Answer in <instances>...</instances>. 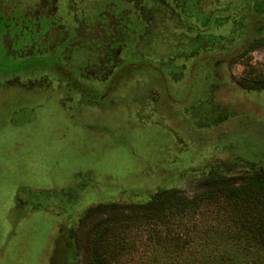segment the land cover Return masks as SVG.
<instances>
[{"label":"rangeland","instance_id":"rangeland-1","mask_svg":"<svg viewBox=\"0 0 264 264\" xmlns=\"http://www.w3.org/2000/svg\"><path fill=\"white\" fill-rule=\"evenodd\" d=\"M251 1L0 0V264H86L97 204L192 198L213 174L264 170V89L235 84L264 71V45L231 58ZM121 237L108 264H181L169 241L188 240L264 264V208L205 199Z\"/></svg>","mask_w":264,"mask_h":264},{"label":"trees","instance_id":"trees-1","mask_svg":"<svg viewBox=\"0 0 264 264\" xmlns=\"http://www.w3.org/2000/svg\"><path fill=\"white\" fill-rule=\"evenodd\" d=\"M222 178H209L208 188L192 198H188L179 193L175 188H165L155 191L144 204H97L92 210L103 213L97 221L92 223L85 238L84 259L86 264H108L109 258L120 254L126 246V241L121 237L124 230L132 225L155 224L162 221L168 215L190 211L198 206L205 199L224 198L235 201H248L250 204L264 208V172L251 174L243 179V182L237 185L225 184ZM210 187V188H209ZM248 238H253L255 227H248L244 233ZM218 240V239H216ZM169 243L170 254L176 255L177 252H184L181 264H245L247 248L230 244V247H224L225 241L212 243L210 240L204 241V247L201 251L195 250V245H190L189 240L182 244L183 250L175 251V244ZM220 244L219 253L223 255H210L207 251H212L214 244ZM259 250L264 246L263 242L256 241ZM210 246V247H209ZM196 251V252H195ZM170 253V252H169ZM193 253L202 254L193 256ZM254 264L252 258L249 260ZM177 264V262L175 263ZM180 264V262L178 263Z\"/></svg>","mask_w":264,"mask_h":264},{"label":"flooded vegetation","instance_id":"flooded-vegetation-1","mask_svg":"<svg viewBox=\"0 0 264 264\" xmlns=\"http://www.w3.org/2000/svg\"><path fill=\"white\" fill-rule=\"evenodd\" d=\"M251 2H248L247 4L249 11L247 10L248 8L246 9V5L245 6L243 5L242 9L244 10L243 13L245 16L244 31L241 37V42L234 49L235 51L231 58L243 57L244 55L256 49L257 47L264 45V35L260 36V35L255 34V31L257 29L264 27V14H256L253 10H251L253 7ZM235 84L238 87L242 89H246V90L264 89V71L261 72L258 70L256 73H252V72L248 73L247 69L246 70L242 69L241 77L235 81ZM237 122H239V120L232 123V125L233 126L236 125L235 127H239ZM245 122L246 121L244 120L241 122V124L239 123L240 127L245 128L244 126ZM259 172H264V170H260ZM254 173H257V172H254ZM254 173H251V174H254ZM251 174L245 175L244 178L250 176ZM209 178H212V179L219 178L220 179L223 177L219 174H213Z\"/></svg>","mask_w":264,"mask_h":264}]
</instances>
